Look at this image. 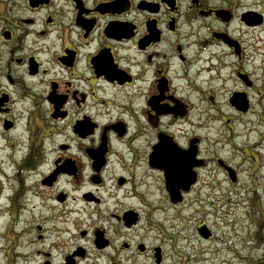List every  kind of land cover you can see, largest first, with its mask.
<instances>
[{
  "label": "flooded vegetation",
  "instance_id": "af4514ba",
  "mask_svg": "<svg viewBox=\"0 0 264 264\" xmlns=\"http://www.w3.org/2000/svg\"><path fill=\"white\" fill-rule=\"evenodd\" d=\"M257 57V0H0V264H166L181 209L240 183Z\"/></svg>",
  "mask_w": 264,
  "mask_h": 264
},
{
  "label": "rangeland",
  "instance_id": "374dc122",
  "mask_svg": "<svg viewBox=\"0 0 264 264\" xmlns=\"http://www.w3.org/2000/svg\"><path fill=\"white\" fill-rule=\"evenodd\" d=\"M257 1L264 11V0ZM243 68L254 74L264 100V87H260L262 72L259 70L264 69V57L244 60ZM258 98L253 94V100ZM253 111L254 114L245 116L242 124L237 126L240 132L234 141L237 150L233 151L228 145L219 149L222 156L231 157L233 163L240 166L239 185L221 181L222 176L217 174L220 182L204 189L205 195L209 193L210 197L181 209V218L173 231L175 243L168 240L164 243L168 254L166 264H256L263 255V247L253 239V234L259 226L264 231V178H261L264 177V103L254 106ZM258 112L263 122L256 118ZM238 151H248L257 163L260 160V169L256 173L258 181L256 178L254 181L256 185L248 177L253 162L244 155L236 156ZM163 219L165 221V215ZM199 220L212 228L214 238L210 242L198 238L195 225ZM167 226L165 224V229Z\"/></svg>",
  "mask_w": 264,
  "mask_h": 264
},
{
  "label": "water",
  "instance_id": "95a60500",
  "mask_svg": "<svg viewBox=\"0 0 264 264\" xmlns=\"http://www.w3.org/2000/svg\"><path fill=\"white\" fill-rule=\"evenodd\" d=\"M237 104H238V107L241 109V110H246V102L245 100L243 101L241 98H237ZM229 173H230V176L232 175L231 171L229 170ZM232 178V176H231ZM234 180V179H233ZM198 234L199 236H201L203 239H207L209 237V231L208 229L203 226L201 228L198 229ZM158 257V256H157ZM160 262V259L158 258L156 263L159 264Z\"/></svg>",
  "mask_w": 264,
  "mask_h": 264
},
{
  "label": "trees",
  "instance_id": "16d2710c",
  "mask_svg": "<svg viewBox=\"0 0 264 264\" xmlns=\"http://www.w3.org/2000/svg\"><path fill=\"white\" fill-rule=\"evenodd\" d=\"M253 239L260 244L263 247L264 250V231H263V227L259 226V228L255 231V233L253 234ZM263 255L261 256V258L257 261L256 264H264V251L262 253Z\"/></svg>",
  "mask_w": 264,
  "mask_h": 264
}]
</instances>
